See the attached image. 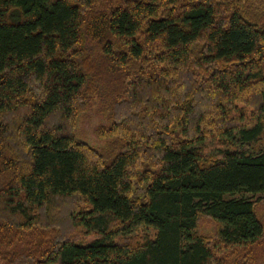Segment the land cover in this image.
I'll return each instance as SVG.
<instances>
[{"label":"trees","instance_id":"1","mask_svg":"<svg viewBox=\"0 0 264 264\" xmlns=\"http://www.w3.org/2000/svg\"><path fill=\"white\" fill-rule=\"evenodd\" d=\"M241 3L0 0V264H264V25ZM95 102L104 148L72 126Z\"/></svg>","mask_w":264,"mask_h":264},{"label":"rangeland","instance_id":"2","mask_svg":"<svg viewBox=\"0 0 264 264\" xmlns=\"http://www.w3.org/2000/svg\"><path fill=\"white\" fill-rule=\"evenodd\" d=\"M92 1L95 5V8H96V9H93V11H95L96 13H103V11H105L107 9L106 7L102 6L103 2L107 1L111 5H117L118 3H120L121 1H124V0H92ZM125 1H140V0H125ZM226 1H228V0H226ZM241 2L242 3L240 6L243 7L241 9V12L247 16L246 19L248 21H250V23H252V24L258 23V22H260V24H261L263 22L262 25H264V0H241ZM244 10H247L248 13L244 12ZM222 11L224 12V11H226V9H223ZM149 58L150 57H148L147 59H149ZM91 63L94 64V67L96 66V62L94 60ZM91 63H90V65H91ZM136 67H137V69L132 67V69H134V70L131 69V71L134 72L133 74L136 73L137 75H140L139 67L137 65H136ZM128 68H130V67H128ZM191 73H193V70H187V68H186V70L182 71L181 75L186 80L184 82V84L187 85L188 88H190V86H191L190 89H195L194 91H196V93H198V92H200L199 89H202V88H200L196 84L197 83L196 78L201 80V81H198L199 83H202L203 78L207 77V76H205L207 74L205 72L201 71V72H199L198 76L196 78H194V73L193 74H191ZM188 75H190V77H187ZM191 80L194 83L188 84L189 81H191ZM135 84H137L136 81H135ZM196 88H199L198 91L196 90ZM205 89H208V88H204V90L202 89L204 91L203 93L208 92ZM196 93L193 95L196 96L197 95ZM201 94L202 93H200V95ZM199 97L201 99L202 104L204 103V101L207 100L206 96H203V94ZM101 107H102V104L100 102L90 103L85 108H82L80 111H78V115H77L78 117L75 116L74 120L72 121L73 122L72 126H73V128L75 127V131L77 132V136H80L82 139L84 138V141H88V143H90L92 146H94L96 148L107 147V141L101 140L97 136L96 130L102 125L109 126V124H110V120L107 119L106 114L103 113L104 111L102 112ZM197 109L199 110L200 108L198 107ZM6 120L9 122V118H6ZM58 121H59V116H58ZM217 144H218V142L216 140H206V141L202 142V144L200 146H203V149H204L206 155L213 156L216 153H218V151L216 150ZM254 148H256L257 150H259V149L264 150V139L262 141H260V143H257V145H255ZM243 149L252 150L253 147L244 146ZM150 156H152V155H150ZM61 201H66V200L63 198H58L57 202H61ZM256 209H257V212L259 214V217H261L262 221L264 222V204H261V205L259 204V206H257ZM54 213L55 214H53V215L55 217H53V219L56 218V219H62L63 220V222H58V221H52V220L46 218L47 220H49L50 223L53 224L52 229L54 231V234L57 233L56 231L58 228L62 229L61 234L63 236L70 238V234H75L76 229L71 226V223L69 222V220L62 218V217H65L64 212L60 208H56ZM201 227L204 228V230L206 229L207 231H209V230L213 231L212 222H210L208 220H202Z\"/></svg>","mask_w":264,"mask_h":264}]
</instances>
